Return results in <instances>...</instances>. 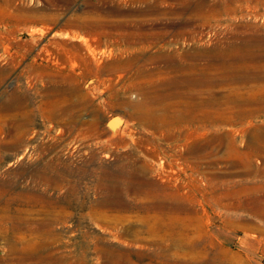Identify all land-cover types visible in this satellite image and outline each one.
Segmentation results:
<instances>
[{"label":"rangeland","instance_id":"obj_1","mask_svg":"<svg viewBox=\"0 0 264 264\" xmlns=\"http://www.w3.org/2000/svg\"><path fill=\"white\" fill-rule=\"evenodd\" d=\"M208 78L264 94V0H0V264H264V108L176 117Z\"/></svg>","mask_w":264,"mask_h":264},{"label":"bare ground","instance_id":"obj_2","mask_svg":"<svg viewBox=\"0 0 264 264\" xmlns=\"http://www.w3.org/2000/svg\"><path fill=\"white\" fill-rule=\"evenodd\" d=\"M225 78H227L229 81L236 82V74H230V75L228 74L227 76H225ZM212 83L213 81H211V79L208 78V83L205 84L204 91H201V89H199V91H197V94L191 92L187 96L188 98L187 100L178 102L179 108L177 109V113H174L176 117L187 118L188 121L192 120V122L201 124V126L202 125L205 126V121H209L211 125L216 127L218 125V121L221 118H225L224 120L228 122H232L235 116L236 118H241L245 116L247 118L248 116H251L253 113L252 108L248 109L243 106L252 107L253 104L257 103L259 104V107L264 108V94H262L261 97H257V98L254 95H252L254 97L249 96L250 98H246V96H242L239 93L238 96L236 97L235 92H241L242 88L241 87L235 88V86H232V87H229V88H233L231 92L227 94H223L221 96H216L213 92L212 87H215L219 84L218 82H215V85L211 86L210 84ZM234 107L237 108V113L235 115H234ZM121 123H122V119L120 116L118 118H114L111 121V124L110 126H108V129H107V131L109 132V136L111 138H116L117 135H119V133L121 132L119 125ZM253 136H256V137L261 136L264 138L263 130L258 131ZM221 138L222 136L208 138L206 141V145L214 149L215 141H217L218 139L220 140ZM232 142L231 141L229 143L227 142L228 148L231 147L230 145H232ZM262 142L264 143V139H262ZM206 145L204 146V151L202 153H199L200 155H198V158L200 159L208 158V160L211 162L212 161L211 158L213 157L214 152L212 149L209 151V149L205 148ZM244 151L243 152L238 151L234 144L232 145L229 155L232 156L233 155L232 153L236 155H242L246 160L245 164L249 167L251 166L252 160H253V159L251 160L250 156L251 154H254V151H250V153H244Z\"/></svg>","mask_w":264,"mask_h":264}]
</instances>
